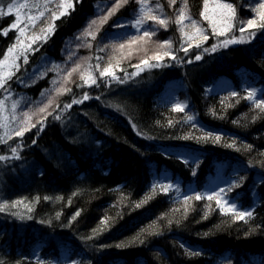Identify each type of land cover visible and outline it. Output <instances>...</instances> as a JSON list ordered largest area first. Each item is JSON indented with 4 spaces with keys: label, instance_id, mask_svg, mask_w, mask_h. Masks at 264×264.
Here are the masks:
<instances>
[{
    "label": "trees",
    "instance_id": "trees-1",
    "mask_svg": "<svg viewBox=\"0 0 264 264\" xmlns=\"http://www.w3.org/2000/svg\"><path fill=\"white\" fill-rule=\"evenodd\" d=\"M24 1L0 0V59L20 36L12 27L18 9L9 13L7 4ZM60 2L38 8L43 16L20 39L29 44L53 24L55 31L31 45L37 50L26 53L27 63L16 61L8 90L0 89V124L7 125L0 127L7 141L0 143V264H264V112L243 98L250 85L264 98V30L242 34L237 26L217 37L199 15L204 0H149L169 23L148 21L139 31L135 0L107 22L114 0H72L69 14L53 20ZM217 2L233 4L245 24L256 16L253 0H208L210 16ZM184 3L209 37L199 48L174 22ZM93 20L95 38L84 34ZM144 31L155 34L140 39ZM232 36L246 42L219 46ZM105 68L116 79L101 76ZM177 104L184 111H174ZM25 112L31 130L17 137L12 130ZM208 133L220 142L197 139ZM222 188L223 199L252 211L251 219L235 220L207 199ZM121 242L127 246H115Z\"/></svg>",
    "mask_w": 264,
    "mask_h": 264
},
{
    "label": "snow or ice",
    "instance_id": "snow-or-ice-1",
    "mask_svg": "<svg viewBox=\"0 0 264 264\" xmlns=\"http://www.w3.org/2000/svg\"><path fill=\"white\" fill-rule=\"evenodd\" d=\"M51 0H46L45 4L43 5V7L47 8L48 3H50ZM76 2H82V0H76ZM129 2V0H114V4L112 5V7L108 10L107 15H105L103 17V22H107L108 19L115 15L116 12L123 6L126 5ZM135 2L139 5V12H138V17L135 19L134 24L132 25L133 27H135L138 31L142 28V26L148 22L151 21L153 22L154 26L158 25L160 27H164L167 28L169 21L166 20L165 18H163V16L159 15V14H153L154 13V9L149 5V0H135ZM176 3V0H169V5H173ZM254 3V7L251 8V11L254 12L256 14L255 18H251V19H247L246 24L239 18L237 17L236 14V9L233 7V4L231 3H220L217 2L214 5V10H213V14L210 16L208 14V0H204V10L201 11L199 13V15L201 17H203L205 20H208L211 24L212 27V33L213 35L217 36V37H221V36H225L226 33H230L232 31V29L234 27L238 26V30L243 34L247 29H258V30H264V0H253ZM36 6V5H33ZM25 8L28 7V5L26 4H16L15 2H11L7 4V8H8V12L11 13L13 8ZM56 7L58 9H60L59 11V15H57L56 11H52V18L53 20L55 19H59L61 16H66L69 14L68 10L69 9H73L74 5L72 3V0H61V2L56 5ZM188 4L184 3L182 7H180L178 14L176 15L175 18V24L178 26V30L181 32V36L182 37H186L187 41L191 42L192 40H195V46L197 48L201 47V44L204 41H207L209 39L208 35H206L204 33V29L199 27L198 25V21L192 18V14L190 11H188ZM157 8H159V5H157ZM5 13L3 12L2 9H0V16L4 15ZM40 16H43V12H40ZM39 19V16L37 17H32L29 16L28 17V21L30 23H35V21ZM187 20L190 22V25L193 29H195V32L193 34H187L185 33V23L184 21ZM16 21L17 24L20 21V15L19 13H17L16 15ZM96 24V21L93 20L91 21V23L89 24L88 28H86L84 30V34L85 35H93L94 34L92 32H90L89 30L91 29L92 25ZM16 24H13L12 27H16ZM98 30V29H97ZM55 31V25L53 24L51 26V28L48 31L42 30L43 35H36L30 38V43L29 44H24V41L22 39H20V36H23L24 32H25V28L21 27L19 28V33L20 36H17V43L11 45L6 53L4 54L3 59H0V89H4L5 91L8 90V82L13 78L14 76V72L13 69L18 70L19 69V65L16 63V61L23 56L24 57V62L27 63V55L26 53L28 51H36L37 49H32L31 45L36 43L37 40H43L44 42H46L49 38H50V34L54 33ZM4 34H7V30H5ZM155 32L154 31H144L142 37H140V39H144L145 37L147 38H151L152 35H154ZM250 36H255L256 33L253 32H249ZM246 42L243 39V36H241L240 38H237L235 36H232L231 38H225L224 40L219 42V46L222 47H228L230 44H237V43H244ZM163 44H167L169 50L165 51L163 53V55L168 56L171 55V41H165L163 42ZM163 46V45H162ZM121 47H123V45H121ZM188 47H192V44L189 43ZM218 45H212L211 47V51H216ZM182 50L185 52V54H187L188 52V48H182ZM205 51H208V49H205ZM156 60H161L162 56H155L153 57ZM172 59H176L175 56H172ZM196 60H200L201 56L197 55L195 57ZM191 62V61H189ZM142 64L148 65V61L144 60L141 61ZM150 67H160L161 65L159 63L154 64V65H148ZM136 67L139 68V65H137ZM142 70V69H141ZM75 71V69L73 70ZM110 75L113 76V79H116V77L111 73V71L108 68L104 69V72L101 73V76L103 75ZM133 76L137 75V73H132ZM91 83L92 84H96V80L94 78H91ZM87 82V81H86ZM58 92L60 91L59 89L57 90ZM65 91H70V89H65ZM233 96H236L237 93H233ZM89 97L87 94L84 95V100H87ZM244 99L250 100L252 101L253 105L255 108L259 109L261 112H264V98H260L257 96V90L253 89L251 91L248 92L247 96L243 97ZM78 103H82V101L80 100H73L72 104H78ZM72 104H65L64 108L68 109L72 107ZM18 105V102H14L12 107L13 109H16ZM4 106V101H0V110L3 109ZM47 106H45L46 108ZM184 105L181 104H177L174 106V111H184ZM45 108H40L39 111L40 112H44ZM49 115H51V113H49ZM24 116V120H22L20 122V126L17 127L16 129H13L12 131L14 132L15 136L17 137H23L24 134L28 131L31 130V128L29 126H27L28 121L30 120V114L25 112L23 113ZM15 117H13L14 119ZM57 119H59V117H56ZM193 119L192 116H188L187 120L191 121ZM253 119H255V117H253ZM38 124L41 125L40 127V131H42L43 129V122L42 121H38ZM171 123V121L169 122ZM0 127H4L7 129V125L6 124H0ZM31 127H36L35 124H32ZM5 136L8 137V139H11V132L9 131H5ZM213 138L214 142L219 143L221 140V137L219 135H216L213 137L212 133H208L206 136L202 137V138H197V139H204L207 140L209 138ZM185 138H189V137H185ZM7 141L4 139V136H0V143H6ZM35 143V141H33ZM229 147H231L232 145H228ZM14 158H18L16 156L17 153V149L16 148H12L11 149ZM5 157L0 156V160H4ZM235 187H239V183L233 185ZM170 187V186H169ZM165 191H167V188H164ZM229 191L231 190V188L228 189ZM225 192V189H221L219 193H214L213 195H209L207 197L208 200H213L215 199L216 201V205L220 208V211L222 213L228 214L231 213L234 217L235 220H241L244 221L246 219H251V217L254 215V213L252 211H237L236 206L231 204L230 202L226 201L223 199L222 197V193ZM202 197L197 195L195 197V199L200 200ZM20 202H13L11 207L15 208L17 206V204ZM141 204H137L136 207H140ZM5 208V205H0V211H3ZM29 211H31V209L29 208ZM80 213L79 211L74 214L72 219H75L76 216H78ZM102 225H107V221L106 220H102L101 221ZM101 230H106V229H94L93 233L94 235H99ZM91 238V237H90ZM135 239H139V236L135 237ZM141 243H143V241H140ZM118 248L121 247H126L127 244L121 242L117 245H115ZM193 255H199L198 252H193L191 253Z\"/></svg>",
    "mask_w": 264,
    "mask_h": 264
},
{
    "label": "rangeland",
    "instance_id": "rangeland-1",
    "mask_svg": "<svg viewBox=\"0 0 264 264\" xmlns=\"http://www.w3.org/2000/svg\"><path fill=\"white\" fill-rule=\"evenodd\" d=\"M39 3H40V0H27V1H24V3L23 2L19 3V4H26V5H28V7L17 8L18 9L17 13H19V15H20V21L18 24H17V21L14 24H16L17 25L16 27H18V33H19V28L23 27L26 30L27 27L31 26V23H29V21H28V17L33 16V15L37 16L40 13V12H38V11H40V10H38V8L41 9L43 4L38 6ZM33 5H36V6H33ZM17 13L15 15H17ZM250 86H251L250 90H253L256 88V87H254V85H250ZM213 87H214V85H212L211 88H213ZM228 202H230V201H228Z\"/></svg>",
    "mask_w": 264,
    "mask_h": 264
}]
</instances>
